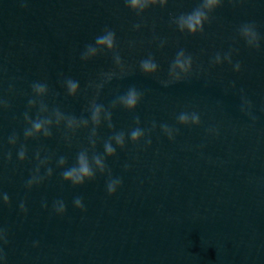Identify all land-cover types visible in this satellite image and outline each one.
Masks as SVG:
<instances>
[{
    "label": "water",
    "instance_id": "95a60500",
    "mask_svg": "<svg viewBox=\"0 0 264 264\" xmlns=\"http://www.w3.org/2000/svg\"><path fill=\"white\" fill-rule=\"evenodd\" d=\"M201 2L0 0V264H264V0H221L203 32L181 31L175 18ZM105 29L112 49L95 42ZM180 50L187 73L172 68ZM147 59L155 72L141 69ZM131 87L134 110L113 103ZM193 112L200 123L178 120ZM36 119L51 120L49 135H24ZM80 152L105 167L74 186L62 172ZM110 179L121 181L112 195Z\"/></svg>",
    "mask_w": 264,
    "mask_h": 264
},
{
    "label": "clouds",
    "instance_id": "9594fccd",
    "mask_svg": "<svg viewBox=\"0 0 264 264\" xmlns=\"http://www.w3.org/2000/svg\"><path fill=\"white\" fill-rule=\"evenodd\" d=\"M154 2V0H153ZM163 2V0H162ZM221 0H202L201 4L195 8L192 12L187 13V14H181L179 17L175 18L176 24L178 28L181 31H184L185 29L187 30L188 33L190 34H196L197 32H203V26L204 23L209 21V14L213 12L217 7L220 6ZM127 5L130 9L136 10V9H145L148 6V0H127ZM207 9V11H205ZM240 36L246 41L248 45H252L253 41H256L257 43L255 44V47H259V35L256 31L255 25L254 24H244L240 27L239 29ZM115 33L110 30V29H105L104 34L101 36H98L95 40L97 45H102L106 46L109 49H112L114 47L115 43ZM87 51L90 53L95 54L96 49L93 48L91 45L87 46ZM82 59L85 58L84 56L81 57ZM115 59L117 62H120V56L117 54L115 56ZM217 61L219 60V55L216 56L215 58ZM140 67L145 73H152L155 72L158 65L154 61V59H147V60H142L140 62ZM179 67L181 70H183L185 73L189 72L192 68V57L190 55H185V52L183 50H180L177 53V56L175 60L172 63V68ZM235 70L239 71L240 70V65L236 64ZM179 78V77H177ZM67 85L69 88L70 93H74L76 89L79 87V84L75 80L69 79L67 81ZM34 89H36L39 92H44L46 90V85L43 84H36L34 83L32 85ZM141 93L138 92L134 87H131L128 89L126 94L120 96L116 101L113 103L119 102L125 109L127 110H134L140 99H141ZM29 103H32V101H29ZM103 108V105L99 104H94L92 105L91 108V119L94 122L99 121V114ZM60 113L57 110V116H59ZM109 119L111 118L112 113L108 112L107 113ZM191 119L194 123H200V117L197 113L193 112L189 116L188 113H181L178 116V120L182 123H187ZM74 118L69 119V125L73 123ZM137 122H139V118L136 119ZM87 123V121H84ZM51 123V120H41V119H36L31 122V128L25 129L24 135L25 136H31L33 135V131L35 132H40L41 129H44V134L49 135V131L44 128L45 124ZM165 129H167V125H163ZM123 133H117L114 137L116 142L118 144H123ZM143 135V131L140 128H134L130 132V137L133 141L137 140L140 136ZM10 142L14 143V139L10 138ZM148 143H151L149 140ZM104 150L106 153L109 155L115 152V149L112 147V144L110 142H106L104 144ZM18 157L20 160H23L25 158V151L21 149L18 152ZM8 158L11 159V154L9 153ZM60 164H64L65 160L63 157H61ZM98 165L103 171L104 169V163L102 158L99 155H95L92 157L91 162L88 159V156L85 152H80L77 154L76 157V163L69 167L66 168L62 172V178L65 181L70 182L74 186H80L83 185L86 181L93 180L95 179L96 172L92 167V164ZM49 174H51V169L48 170ZM42 178L38 177H32L28 181V185H32L33 183L39 182ZM121 181L119 179H110L108 184H107V191L110 195L114 194L117 189V185H119ZM3 199L5 201L9 200V197L7 194H4ZM74 204L77 208H83V204L81 202L80 198H76L74 201ZM58 207H56V211L63 213L65 211V205L63 201H58L57 202ZM21 209H24L23 203H21Z\"/></svg>",
    "mask_w": 264,
    "mask_h": 264
}]
</instances>
